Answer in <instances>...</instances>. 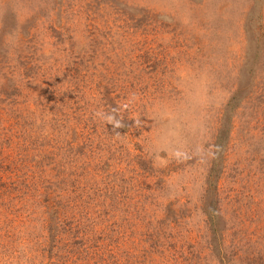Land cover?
Segmentation results:
<instances>
[{
	"label": "rangeland",
	"instance_id": "rangeland-1",
	"mask_svg": "<svg viewBox=\"0 0 264 264\" xmlns=\"http://www.w3.org/2000/svg\"><path fill=\"white\" fill-rule=\"evenodd\" d=\"M0 61V264H264V0H0Z\"/></svg>",
	"mask_w": 264,
	"mask_h": 264
},
{
	"label": "trees",
	"instance_id": "trees-1",
	"mask_svg": "<svg viewBox=\"0 0 264 264\" xmlns=\"http://www.w3.org/2000/svg\"><path fill=\"white\" fill-rule=\"evenodd\" d=\"M5 62L6 63H4V62L1 63V61H0V68L1 69H4V68L8 67L9 62L8 63H7V61H5ZM112 92H114V91H112ZM114 94H115V92L114 93H110L109 94L110 97L107 96V101L104 102L101 105L102 106V109L100 111H101V113H104L105 116H108L109 114H112V113H113V115H120L121 114V110L122 109H121L120 103L117 102L116 97L114 96ZM82 96L85 97L86 96V92H83L82 93ZM43 130H44V128H43ZM43 130H42V132H43ZM0 134H1V131H0ZM23 134H25V133H23ZM43 134H44V132H43ZM45 136H49V133L45 134ZM20 137L21 136H19V137L17 136V138H20ZM6 144L7 143L4 144V147H3V145H0V149L3 148V151H0V158L1 159H2L1 156L5 154L4 151H5V145ZM20 146H22V145L20 144ZM15 147H11L10 150H14ZM23 150H26V149H23ZM85 153H86V151H85ZM95 154H96L95 155L96 162H101L104 158H106L105 157V153H102V151H99V150L96 151L95 150ZM15 157L16 158H13L14 159L13 161L15 163H17V161H18L17 156H15ZM146 157L147 156L145 154L142 155L141 156V161L143 159L145 160ZM46 158H47V160L49 159L48 162H51L50 161L51 160L50 158H48L47 156H46ZM107 158H110V157H107ZM28 159L29 158H28L27 154L25 153L23 155V159H21V160H28ZM42 161H43V159L40 158V162H42ZM53 162L55 164V161H53ZM21 166L22 167H26V166H23V165H21ZM59 167H60V163L55 168V170L58 171L56 173H59L60 172ZM45 170L43 172H45ZM40 173H42V172H40ZM66 179H67V176H64L62 180L61 179H58V181H60V182L58 183V185L56 186L55 189L57 190L58 188H60L61 182L65 183L66 182ZM86 181L88 182L87 179H86ZM53 184L55 185V183H53ZM47 187L51 189V187H49V186H47ZM80 187H81V199L80 200H82L83 205L88 204V205L93 206L95 204V202H97L99 205H101L103 207L104 214L107 216V217L106 216H102V219L104 218V222H106V221L108 222L112 218V216L115 214L114 213V210H117L119 208H120V210H130V209H128V208H126V207H124L122 205V203L125 202L124 199H122V200H120L118 202V197H117L116 194H111V193H108V192H100V189H95V188L92 189L93 185H91L87 189L86 188L83 189L84 187H83L82 184H81ZM97 190H98V194L95 195V196H92V195L95 194V191H97ZM125 190H126V188L123 186V191H125ZM117 191L120 193V188H118ZM99 196H100V198L103 199L102 201L97 200V198ZM60 198L59 197L56 198L55 204L49 205L48 206V211H47V212H50L49 214L55 215L53 218H50L49 225H48V228L50 230L48 236L50 237V240H51V243L49 244L48 247L50 248V250L52 252L53 251L55 252L54 254H56V253L60 254L59 250L61 248H63V249L65 248L63 245H60L57 242V241L60 240V237H63L62 234L64 232H66L68 234V238H70L72 234L75 235V234H79V232L82 233L83 231H86L87 229H89V226L90 225H93V224H96V223H98L99 225H101V223L98 220H95L94 218L88 216L89 213L85 212L84 209H83V212H81V211L79 212L78 211V213H77V216L79 215V217H80L81 220L80 221H76L75 220V223H74V225L75 226H78V227L77 228L67 227L66 224H70L69 221H74V220H73V218L72 219H69V217H70L69 215H66L64 213H61L59 204L62 201V197L60 196ZM79 206H81V205H79ZM123 217H124L123 221H126L127 220L129 222L130 219L133 217V213H131V211H128V213L125 216H123ZM104 226H106V225H104ZM69 229H70V232H68ZM51 235H52V237H51ZM129 240L130 239L128 237H126V240L124 242V246L123 247H115V246L112 247L110 249V251H111L112 254L103 251V253H101V255L97 258V260H95V263L96 264H131V261L132 260L135 261L138 258L132 252V250H131L132 248L130 246ZM154 244H157V241H154ZM55 245H56V247H55ZM66 254H67V252H66ZM112 255H113V257H112ZM111 257L112 258L115 257L113 263L110 260ZM122 258L124 259L123 263L121 261ZM66 259L67 258H63V260H65V261H66Z\"/></svg>",
	"mask_w": 264,
	"mask_h": 264
}]
</instances>
